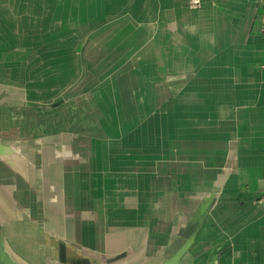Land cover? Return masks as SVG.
<instances>
[{
  "label": "crops",
  "instance_id": "1",
  "mask_svg": "<svg viewBox=\"0 0 264 264\" xmlns=\"http://www.w3.org/2000/svg\"><path fill=\"white\" fill-rule=\"evenodd\" d=\"M22 1L45 0H0V25L2 18L14 19L23 12L18 9ZM47 1L71 17L73 12L80 19L73 27L85 28L94 39L112 35L111 42L121 47L123 56L112 59L115 54L109 52L107 66L128 67L122 77L132 83L126 96L143 98L138 124L145 123V98L151 97L146 82L153 83L152 112L158 120L167 114V129L172 138H179L171 143L180 142L173 147L176 161L221 162L233 148L229 155L236 167L187 264H264V0ZM29 10L26 5V16ZM89 44L77 49H117ZM82 60L89 82L104 79L98 77L102 72L95 59ZM109 77L107 72L105 81H113ZM65 112L60 116L58 111L62 129L71 123L62 120ZM5 114L10 123L16 119L12 107ZM120 126L130 129L129 124ZM143 140L112 139L111 145L127 146L121 154L111 149L100 166L80 163L73 172L57 175L59 192L73 194L79 211L96 212L97 220L73 222L72 240L107 256L131 251L129 264L161 245L181 208V178L193 174L170 170L165 186H153L146 177H161V168L144 164ZM132 142L136 153L128 150ZM114 158L122 163L121 169L112 166ZM46 222L59 226L54 220Z\"/></svg>",
  "mask_w": 264,
  "mask_h": 264
},
{
  "label": "water",
  "instance_id": "2",
  "mask_svg": "<svg viewBox=\"0 0 264 264\" xmlns=\"http://www.w3.org/2000/svg\"><path fill=\"white\" fill-rule=\"evenodd\" d=\"M97 71L101 72L100 69ZM18 92L0 89V264H129L127 261L133 255L131 251L107 256L72 240L75 228L73 222L79 219L97 220L96 212H88L84 208L79 211L73 194L59 192L57 177L63 170L73 172V167L80 163L99 166L106 163L111 149L121 154L127 146L123 147L118 142L111 145L110 140L122 137L143 138L146 154L144 164L147 168L160 164L161 177H146L147 181H152L153 186H165L164 181L170 170L179 169L183 174L193 173L181 178L184 184V190L178 197L181 208L168 235L161 245L147 250L146 256L135 264H187L191 260V252L236 167L229 155L233 151L232 147L227 150L226 159L221 162L211 160L203 163L192 159L179 162L173 154L175 146H171V139L175 138L172 135L167 136L164 145L154 144L152 148L146 145L144 132L148 130L149 124L146 126L143 122L133 129L135 132L131 131L132 128L129 132L122 126H115V123L112 126L109 123L104 128L99 124L93 126L83 121H80L83 124H74L71 121L66 129L58 126L61 131L53 136L49 132L52 125H46L49 118H42V115L40 119L34 118L32 112H58L59 108L69 102L70 99L66 98L82 90L73 89L71 95L64 94V102L55 108L33 104L30 102L33 96ZM9 107L14 108L15 113L18 109L22 110L25 116L20 119L23 126L27 129L32 125L31 129L36 130L28 136L21 134V124L17 119L10 123L9 116L4 115ZM57 118L59 122L60 118ZM34 124H39L42 129L38 130ZM92 130L96 131L89 132L88 138H85L87 141L81 137L86 134L85 131ZM79 139H82V144ZM123 141L126 143V140ZM135 146L128 148L130 153H136ZM114 163V169H121ZM46 220H54L59 226H50ZM58 228L64 229L66 233L56 231Z\"/></svg>",
  "mask_w": 264,
  "mask_h": 264
},
{
  "label": "rangeland",
  "instance_id": "3",
  "mask_svg": "<svg viewBox=\"0 0 264 264\" xmlns=\"http://www.w3.org/2000/svg\"><path fill=\"white\" fill-rule=\"evenodd\" d=\"M26 5L30 6L28 17L24 12ZM18 9L23 12L17 15V18L1 19L0 43L2 48L0 52L1 56L3 55L0 62L1 90L6 89L12 93L19 91V94L27 93L29 96H33H30L32 98H30L31 103L55 108L54 106H61L59 103L64 102V94L68 96L71 95L73 89H81L82 92L66 98L70 99L69 102L65 99L68 103L58 109L60 116L63 111H66L65 118L62 119L66 124L71 121L80 122L81 119L86 124H93V126L99 124L103 125L104 128L109 123L110 126L112 123H115V126L129 124L130 129L131 124L138 125V109L142 107L143 98L126 96L130 83L123 82L122 77L123 72L128 70V67L115 63L111 64L113 66H107V60L111 58L107 57L109 52L115 54L112 59L118 57L120 60V57L123 56L122 51L119 50L121 47L111 42L112 35L105 33L96 39L92 38V34H86L85 28L83 30L78 25L73 27V24L80 20L73 16V12H70L71 17L68 11L59 10L55 2L45 0L26 3L22 1L18 3ZM22 15L23 17H20ZM85 42H89L90 46L93 43L99 47L115 45L117 49L113 48L111 51L77 49V45L82 43L84 46ZM95 52L96 56H94ZM89 58L97 61V67L102 72L98 77L104 78L102 81L89 82L87 80L89 78L86 76L85 60L82 59ZM107 68L110 74L109 78H113V81L109 79L105 81ZM125 74L126 78L129 77L128 72ZM146 87L147 94L149 93L151 97L145 98L147 109L145 125L149 124V128L145 130L144 134L146 145H151L150 148H152L154 144L164 145L170 132L167 129V114H163L161 120H158L155 118L158 116L152 112L155 100L153 83L147 81ZM90 88L92 91L87 93L86 90ZM116 95L120 96L117 97ZM149 110L152 113H148ZM41 112H32L33 117L39 119L41 115L42 118L48 117L50 121L46 125H52L49 132L53 136H57V133L61 131L58 128L57 117L59 114L57 110ZM12 117H15L17 122L21 124V134L28 136L29 133L36 130L31 129L32 125H29L27 129L23 126L22 120H20L25 118L22 110H16ZM46 125L45 127L48 128ZM34 127L38 130L42 129L39 124H34ZM93 131L96 130L85 131L86 134H82L81 137L83 139L88 138L89 132L92 133ZM131 131L135 132L133 129ZM174 137L175 140L179 139L176 135ZM175 146L178 148L180 142L178 141ZM114 164L119 166L122 163L115 162Z\"/></svg>",
  "mask_w": 264,
  "mask_h": 264
},
{
  "label": "built area",
  "instance_id": "4",
  "mask_svg": "<svg viewBox=\"0 0 264 264\" xmlns=\"http://www.w3.org/2000/svg\"><path fill=\"white\" fill-rule=\"evenodd\" d=\"M192 5H193L194 7H196V6H198V3H197V2H194V3H192Z\"/></svg>",
  "mask_w": 264,
  "mask_h": 264
}]
</instances>
